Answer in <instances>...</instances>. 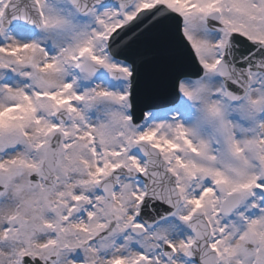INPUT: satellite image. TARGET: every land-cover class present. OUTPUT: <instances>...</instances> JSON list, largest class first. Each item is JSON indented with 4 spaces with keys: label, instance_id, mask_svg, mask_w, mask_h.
<instances>
[{
    "label": "snow or ice",
    "instance_id": "6c2138e0",
    "mask_svg": "<svg viewBox=\"0 0 264 264\" xmlns=\"http://www.w3.org/2000/svg\"><path fill=\"white\" fill-rule=\"evenodd\" d=\"M0 264H264V0H0Z\"/></svg>",
    "mask_w": 264,
    "mask_h": 264
}]
</instances>
